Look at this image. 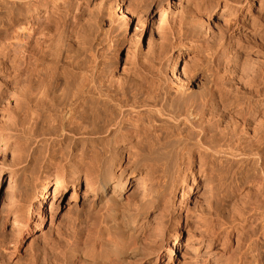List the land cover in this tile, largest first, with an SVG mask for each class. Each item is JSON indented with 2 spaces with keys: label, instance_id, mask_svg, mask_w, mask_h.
Instances as JSON below:
<instances>
[{
  "label": "rangeland",
  "instance_id": "obj_1",
  "mask_svg": "<svg viewBox=\"0 0 264 264\" xmlns=\"http://www.w3.org/2000/svg\"><path fill=\"white\" fill-rule=\"evenodd\" d=\"M193 2L194 0H67L63 4L64 7L62 6L56 11L58 13L50 14L42 6L38 12H27L25 8L22 12L18 11L15 8L16 0H9L0 5V87L6 90L5 95L0 97L2 98L0 100L5 102L4 104L2 101L3 103L0 104L2 105L0 107V135H4V137L0 136V264H51L54 258L50 255L51 247L47 235L57 237V246L62 244V247H69L72 243H79L83 246L82 242H84V246L91 245L85 241L86 239L88 242L93 241L94 232L96 235L98 234L95 229L100 228L98 223L103 217L101 216L103 211L98 206L89 203L91 194L85 193L84 183L78 189L80 196L75 205L73 204L70 208L67 203L70 193L73 191L71 184L62 194L57 193L54 199L50 194L53 186L48 187L45 206L52 202L51 217H53L50 224V216L47 214L45 223H42L41 231L45 232V239L42 238L44 237L42 235L36 239L33 238L36 233L38 234V231L35 227V218L30 219L28 216L35 210L36 203L42 195V183L46 181L44 177L49 163L64 164L66 173L68 176H72L70 168L77 164L74 161L86 160L91 152L95 151L97 147L100 148V144L106 145L105 143H112L114 146L107 144L109 152L111 151L108 153L110 159L109 155L107 158L108 160L114 159V165L136 168L137 170L139 168V171L129 178L126 191L130 200L133 199L130 209H134V212L139 209L136 207L137 196L131 195V191L137 183V178L144 181L146 187L153 180V184H150L154 192L151 195L153 197H150L152 199L151 206L141 214L146 221L142 224L143 229L139 230V236L144 238L149 233H158L159 236L156 234V238L153 234H150L152 235L150 237L159 241V244L155 245V240L152 239L149 242L144 240L147 243H142L143 248L139 252L140 255L136 254V257L134 256L126 262L127 264H252V262L256 264L261 260L262 262L259 264H264V249L262 250L264 248V239L262 238L264 234V105L262 106L259 101L264 99V96L261 95L264 93L261 87V82L264 80V38L262 37L263 40H261V36L253 34V30L259 24L264 29V0H251L244 5L240 10L241 14L243 13L242 22L228 32L232 35H230L231 37L234 36L233 38H229L226 33L221 39V41L225 39L224 42L221 43L218 38L217 43H220L218 47L215 43L217 37H214L215 39L212 37V41L208 40L210 37L207 39L212 44H216H213L214 46L211 44V49L217 48L218 50L215 49L216 51L210 53L209 56L213 57L209 58L208 56L212 61L216 53L217 58L215 57L211 63H208L207 68L212 71V77L218 86L220 84L223 86L220 96L217 86L213 87L217 92H215L216 97H219L216 103L213 100V104L211 100L212 105L210 106L209 101H206L205 104V101L202 102L204 99H200V102L202 109L204 108L203 117L208 118L206 119L207 123H203L204 127L211 130L207 131L209 134L215 135L216 140L219 138L217 142L221 143L222 150L216 153L217 155L221 153L219 156L208 155L209 157H206L208 160L203 159V161H198V159L195 161L194 158L188 168L184 166L183 171L180 172L181 175L176 173L172 176V173H165L162 170L164 160L159 158L161 157L160 153L169 149L170 142L184 136L187 131H191L192 134V131L198 129L194 131L195 134L204 135L202 130L197 128L198 126L195 125L190 129L189 125L184 123H181L183 126L176 125L167 117H157L155 114L150 116V113H146V116L143 114L146 119L142 116V121H138L139 125L133 133L137 136L130 138L127 136V131L131 129L128 128L118 133L115 132L114 126L108 125L109 112L116 110L114 106H111L112 104L109 106L107 117L103 116L107 118L108 126L104 125L106 123H103L105 122L103 117H100L103 118L102 120L98 118L100 105L105 101L97 95H94L93 101L85 104V107L76 102L74 106H77L75 107L77 109H75L70 104L74 101L69 97L70 80L77 82L81 72L82 74H90L92 71L104 72L106 75L117 78L116 80L121 81V84H134L136 71L141 70L142 65L150 60L152 57L150 54L158 44L163 6L169 4L170 8L165 10L168 18L167 23L170 21L174 27L185 26L182 23H185L188 20L186 18L195 13L194 10L196 11L197 7L204 17V20L202 19L204 22L196 25V27H200L198 30L207 25L216 26L222 12L223 0H199L197 6L193 5ZM118 3L121 4L120 10L122 9L125 14L124 20H117L114 15L115 11H119ZM206 5L210 8L207 16L202 12ZM250 15L255 17L254 20ZM20 24L23 28L22 31H20ZM24 25L27 27L25 28ZM33 26L36 33L34 32L32 39L27 38L28 32L33 33ZM28 28H32V30L28 31L30 30ZM17 32H26V37L24 35L20 38L25 40V43L26 41L31 42V44L24 45L25 47L22 46L23 50L30 49V55L25 51L22 52L20 47L19 49L13 47L15 51L9 50L12 43L16 42V39L13 38H16ZM226 45L227 47L223 48ZM218 56L220 57L218 58ZM181 63L183 62L181 61L178 65ZM256 65L260 68L259 70L256 69ZM253 69L258 71L256 75L252 73ZM187 75L189 77L188 73ZM254 76L258 80V84L251 83ZM71 77L73 78L71 79ZM206 81L203 77L198 76L195 84L199 86ZM253 86H257L256 88L261 93L256 91L253 96L252 93L255 90ZM256 94L259 96L257 97ZM7 100L8 105H6ZM70 105L71 107H69ZM184 105L181 103L178 105L176 108V110L180 109L178 113L185 114L186 105L185 107ZM67 108L85 111L84 115H87L84 120L86 123L82 122L83 126L73 133L66 131L64 126L67 122L65 119ZM82 108L85 109L82 110ZM35 117L36 123L32 122ZM151 117L154 120H151ZM204 118L201 119L205 121ZM207 120H210L209 123ZM103 126L106 128L104 129ZM109 126L110 128H108ZM165 127L169 128L168 132ZM97 128H101V130ZM81 129H83V133ZM153 129H156V133ZM160 129L163 133L162 131L158 133ZM114 133L118 135L117 142H114L112 137ZM164 133L167 135L170 133L169 137L166 136L169 139L161 140L159 138L158 145H156L154 141L158 140L155 139L156 135ZM190 133L188 134L190 135ZM150 142L154 143L156 150L153 149V151L156 154L159 153L158 156L149 153L147 148L151 144ZM166 142L169 145L166 146ZM15 143L19 145L17 146L20 154L13 153L12 146ZM239 144L241 145L239 146ZM110 148L112 149L110 150ZM147 168L153 171H151L152 174L148 180L143 176ZM184 173L185 177L183 178ZM192 176H194L193 182ZM258 180L263 181L259 183ZM96 208H98L97 211ZM99 209L100 211H98ZM168 210L171 211L169 216L166 212ZM252 217H256L259 222L257 223L256 218L252 220ZM15 218L20 219L19 233L16 232ZM157 219L160 222L162 220L165 222V228L160 229V232L158 227H154V223H158ZM97 226L98 228H96ZM174 230L178 231V237L174 243L176 248L173 249L172 260L169 261V254L165 252V244L170 246L173 243ZM89 233L92 234L89 235ZM87 234L88 238H86ZM253 239L257 240L256 245L253 244L255 242ZM141 240L143 242V239ZM158 250L162 251L159 256L157 255ZM250 250L259 251L258 255ZM251 257L255 258L256 262ZM72 258L62 264L70 262V264H88L84 261L79 263L80 260ZM115 261L109 259V263L106 262V264H121Z\"/></svg>",
  "mask_w": 264,
  "mask_h": 264
},
{
  "label": "bare ground",
  "instance_id": "obj_2",
  "mask_svg": "<svg viewBox=\"0 0 264 264\" xmlns=\"http://www.w3.org/2000/svg\"><path fill=\"white\" fill-rule=\"evenodd\" d=\"M7 1H9V0H0V5H2V3L4 4V2H7ZM66 1L67 0H16L17 6L15 8H17V10L21 11V12L25 9L27 12H30V11L38 12L40 9V6H42L50 14V13H54L57 10H59V8L62 7ZM198 1L194 0L193 5L197 6L196 4ZM250 1L251 0H223V8H222L220 18L217 22V25L214 27H211L210 25L206 24L207 26L205 28L202 29V27H201V29H199V30H198V28H200V27H196L197 23L200 24V23L204 22L203 21L204 17L199 12V7H197L196 11L194 10L195 13L191 14L189 18H186L188 20H186L185 23H182L185 26H181L179 24L180 27L178 26L179 27L178 28V27H174V25L172 26V24H170V21L167 23L168 18H167V13L165 10L169 9L170 6H169V4H167L165 7L163 6L161 8L162 9L161 17H160L161 18V26H160L161 31H160L158 44L156 45V48L154 50H152L153 53L150 54V55H152L150 60L147 61V63L145 62L146 64L142 65V67L140 66L141 68L139 67L141 70L136 71L135 81L133 80L134 84H132V83H131L132 85L128 84L129 86L121 84L122 82L116 80L117 78L115 79V77H113L112 75H108V74L106 75V74H104V72H93L92 69H91L92 72L90 74H82V72H81V75L79 76L77 82L70 80L69 97L71 98V100L75 101V102L72 101V103H70V104L72 106H74V104L76 102H78L79 104L80 103L83 104V107H85V104L92 102L94 99V95H97V97H100L103 101H105L104 103H102L100 105V108H99L100 112H98L99 113L98 118L103 117V116L107 117L106 114L110 110L109 109L110 104H112L111 106H114L115 107L114 109H116L114 112H112V110L109 112L108 117H107L108 119L104 118V117H103L104 119L102 118L103 121H105V122H103V121H101V122L106 123L107 122L106 119H107L109 121V124L106 123L104 125L114 126L116 128L115 129L116 131L113 129V132L115 131V132L120 133L122 130H125L128 128L131 129V130L127 131V136H129L130 138L137 136L136 134L133 135V133L136 131V129L139 125L138 121L139 120L142 121L141 120L142 116H143V114L146 116V113H150V116H153L155 114V115H157V117L158 116L167 117L168 119L172 120L173 123L175 122L176 125L180 124L181 126H183L181 123H184L186 125H189L190 127L188 126V128H190V129H191V127H193L195 125L198 126L197 128H199L200 131L202 130L204 135H202V134L196 135V134H200V133L195 134V132H194L198 129L192 131L194 133V135H192L193 133L191 134L190 133L191 131L189 130L190 132L187 131L184 136L180 137L179 139L178 138L175 139L176 140V141L174 140L175 142L174 141L170 142V140H169V142H170V146L168 147L169 149L166 148L167 150L164 153H162L159 150L161 152L160 153L161 157H159V158H162L164 160V164H163L164 166L162 165L163 166L162 170L165 173H169V172L172 173V176L176 173H177V175H181L180 172L183 171L184 166H186L188 168L190 166L191 162L194 160V158H195V161H196V159H198V161H201V160L203 161V159H207L206 157H209L208 155L211 156L213 154L215 156L216 153H218V152H220V150H222L221 146H220L221 143L217 142L219 140V138H218V140H216L215 135H213L211 133L209 134V132L211 130L209 131L208 129H206L204 127L203 123H207L206 119H208V118L205 119L203 117L204 116V111H203L204 108L202 109V103L200 102L202 99H204V100H202V102L205 101V104H206V101H209L211 103V100H212V103H213V100H215L214 103H216L218 98H219V97H216V93L218 92V94L220 96L221 88L223 86V85L220 86L221 84L218 86V83L212 77V74H213L212 71L209 68H207L208 63H211L213 61V59L217 56L216 53L214 52L215 57L212 59V61L209 60V58L213 57V56H211V57L209 56L210 53H212L215 49L217 50V48H215L214 50L211 49L212 43L210 41H212L213 39H215L217 37L215 39L216 40L215 43L217 44V47H218L219 46L218 44H220V43H217L218 38H220L219 41H221V39L224 38L223 35L228 33L229 30H233V27L235 28V26H238L242 22V18H243L242 14L243 13L241 14L240 10H242L244 5L248 4ZM120 6H121V4L118 3L117 7H118L119 11H115L114 15H115L117 20H119V19L124 20V18H126V17H124L125 14L123 13V10L122 9L120 10ZM23 8H25V9H23ZM6 9H7V7H6ZM209 10H210V8H208L206 5L205 7H203L202 12L205 13V15H206L207 12H209ZM56 13H58V12H56ZM44 18H45V16H44ZM251 18H252V20H254L253 18H255V17L251 16ZM35 19L37 20L38 18H35ZM205 20H206V18H205ZM43 23H44V21H43ZM126 23H128V22L126 21ZM162 25H165V26H162ZM259 25H257L256 26L257 28H255L253 30V34L258 35V37L261 36V38L262 37L264 38V29H263V27H261ZM20 27H21L20 31H22V29H23L22 25ZM24 27H25V25H24ZM26 27H27V25H26ZM32 28H33V33L28 32V31H31ZM32 28L31 29L28 28L30 30L27 31L28 32L26 34L27 38L32 39V37L36 33L35 32L36 29H34V26ZM17 30L19 31V29H17ZM24 31H26V30L24 29ZM23 33L17 32V35L15 36L16 38H13L14 40L16 39L15 40L16 42L12 43L11 49H9V50L15 51V49H17V48L19 49V47H20L22 49V52L25 51V53L30 55V53H31L30 49H28V50L24 49L23 50V48H22V46H24L26 44H31V42L29 43L26 41V43H25L24 42L25 40L24 41H23V39L21 40L20 37L24 36L26 32L24 34ZM26 35L24 37H26ZM228 35H229V38L234 37V36L231 37L232 35L230 33H228ZM209 37H210V39H208ZM212 37H213V39L211 40ZM263 38L261 40H263ZM207 39L210 41H207ZM224 40H222L221 43L224 42ZM227 40H229V39H227ZM229 41H231V40H229ZM215 43H213V44L216 45ZM227 43H228V41L226 42V44ZM8 45H9V43H8ZM6 47L8 48V46H6ZM225 47H227V45L223 46V48H225ZM221 48H222V46H221ZM220 53H222V52H220ZM185 55H187V56L185 57ZM218 55H219V53H218ZM208 56H209V58H208ZM184 57H185V59L186 58L187 59L185 60ZM219 57L220 56H218V58ZM181 61L183 63H181V65H178ZM259 62H260V60H259ZM16 66H17V64H16ZM258 66L256 69L259 70L260 66L259 67ZM99 70H100V68H99ZM247 70H249V69H247ZM257 72H258L257 70L253 69L252 73H254L256 75ZM187 73L189 74V77H188ZM186 75H187V77H186ZM198 76L203 77L208 82L206 81L205 83H202L201 85L199 84V86H197L195 84V80L197 83V77ZM72 78L73 77H71V79ZM252 79H251L252 80L251 83L252 82H253V84L259 83L258 80L255 78V76ZM263 79H264V77H263ZM231 81H233V80H231ZM215 82H216V84H215ZM199 83H200V81H199ZM261 84H262L261 87L264 91V80L261 82ZM216 86L218 89L217 92L213 89V87H216ZM256 87H254L255 90L252 93L253 96H255L256 91L257 92L260 91ZM250 91H252V90H250ZM4 92H6V90L1 89V87H0V97L5 95ZM260 93H261V91H260ZM256 95H257V97L259 96L258 94H256ZM261 95L264 96V93H262ZM248 98H249V96L247 97V99ZM0 99H2V98H0ZM7 99H10V98H7ZM5 100H6V97H5ZM263 100H264L263 98L259 100L262 106L264 105ZM2 101L4 102V100H2ZM2 101L0 100V104L3 103ZM6 102H7L6 105H8V103H9L8 100ZM247 102H248V100H247ZM108 103H109V105H108ZM180 103L186 105L185 114L181 111L180 112L183 114L178 113L180 110L179 108H178L179 110H176V108L178 107V105ZM212 103L210 104V106L212 105ZM4 104H5V102H4ZM205 104L203 103V105H205ZM71 105L69 107H71ZM185 105H184V107H185ZM181 106H183V105H181ZM0 107H2V105H0ZM6 107H8V106H6ZM75 107H77V106H74V108ZM74 108H67L66 109L67 111L65 112V119H67V122L64 125L66 129L65 128L64 129L66 131H71L72 133L76 132L77 130L80 129V127L83 126V125H81L82 122L86 123V121L84 122V120L87 117L86 114H85L86 116L84 115L85 111L77 110L78 111L77 112V111H75V109H77V108H75V109ZM83 109H85V108H82V110ZM143 110H145V111H143ZM151 113H152V115H151ZM216 113H218V112H216ZM262 113H263V111H262ZM211 117L213 118V116H211ZM201 118H204L205 121ZM32 120L31 121L34 123L37 122L36 117H35V119H32ZM151 120H154V119L152 118ZM207 121L209 123L210 120H207ZM145 125H148V124L145 123ZM100 126L102 127V123ZM106 126H103V128L105 129ZM110 126L108 128H110ZM150 126H152V125H150ZM209 126H211V125H209ZM236 126H237V124H236ZM243 126H244V124H243ZM84 127H86V126H84ZM84 127H83V129L86 130V128H84ZM157 128H158V126L156 127V129ZM177 128H178V126H177ZM83 129H81L82 133H83ZM97 129L101 130V128H97ZM104 129H103V133H104ZM150 129H152V128L150 127ZM168 129H167V132H168ZM232 129H233V127H232ZM155 130L153 129V131L156 133ZM161 131H162V129H160V132H158V133H161ZM197 132H199V131H197ZM162 133H163V131H162ZM165 133L163 135H160V134L156 135L157 138H155V139H158L157 141L154 140L156 142L155 143L156 145H158L157 142L159 141V138H161V140H162V139L169 137L168 135L170 133L168 135ZM188 133H190V135ZM24 134H26V133H24ZM114 134L112 135V137L114 139V142H117L116 137L118 135H116V134L114 135ZM137 134H138V132H137ZM0 136L4 137V135H0ZM166 136H168V137H166ZM109 138H110V136H109ZM173 138H175V137H173ZM168 139H166V140H168ZM256 139H257V136H256ZM166 140H164V141H166ZM164 141H163V143H164ZM167 142H166V146L169 145V143L167 144ZM163 143H162V145H164ZM105 144L106 145L100 144V148L97 147V149H95V151L91 152L89 154V158H87L86 160L82 159V160L74 161V163L76 162L77 164L74 165L72 168H70V170H72V176H68V174L66 173V169H65L64 164L62 165V164H58L57 162H51L47 165V171L45 172V177H44L46 181H45V183H42L43 184V187L41 189L42 195L40 196V200H38V202L36 203L35 210L33 211V213L30 216H28V218H30V219L35 218L36 226H35V224H34V226L36 227V231H38V234L36 233V236L33 237L34 239H36L37 237H39L41 235L44 236L42 238H44V239L46 238L45 232L41 231V227H42V223H45V218H46L47 214L50 216V218H49L50 224L52 223V217H53V216L51 217V215L53 213L52 209H51V207L53 206L52 202L49 203L47 206H45V203L47 202L45 200V198H47L49 186H53L52 192L50 193V194H52L53 199L55 198L57 193L60 192V194H62V192L66 189V187L68 185L71 184L73 186V191L70 193L69 200L67 203V205H69V208H70V206H72L73 204L75 205L76 200L80 196V191H78V189H80L82 187V183H84L85 193L87 192V193L91 194V199H89L90 200L89 203L90 204L92 203V205L98 206V208L102 209V211H103V213L101 211L102 215L99 212L100 215L103 216V217H101L102 218L100 220L101 222L99 221V223H98V226L100 228L95 229V230H97L98 234L96 235V232H94V235H92V236H94V238L90 236V238L94 239L93 241H90L91 243L88 242L87 239L85 241L88 244H91L89 246L88 245L84 246L85 245L84 242H82L83 246L80 245L79 243L75 242L76 244L72 243V245H69V247L63 246L64 247L63 248L62 244L57 246L58 243H57V237L56 236L52 237V235H47V233H46L48 243H50V247H51L50 255H52V257L54 258V260L52 261L51 264H62V263H65L66 260H67L66 262H68V259H70V258L73 259L72 257H74L76 260H80V261H78L79 263H82L84 261L88 264H99V263L100 264H104V263L106 264V262H108L109 259H114V260H116L115 262H120L121 264L122 263L127 264L126 262H128V261H130V259L134 258V256L136 254H137V256L140 255L139 252L143 248L142 243L146 244L147 243V242H145L146 240H148V242H149V240L152 239L153 241L155 240L154 241L155 245L159 244V241L150 237V236H152L150 234H153V233H149L146 236L144 235L145 236L144 238L143 237L140 238L141 235L139 236V233H140L139 230L143 229L142 224L145 223V221H146V219L143 218L141 216V214L145 213L146 208H149L151 206L150 203H151L152 199L150 197H153L151 195H153V193H154L153 190L151 189V185L153 184V182H152L153 180L150 181L151 185L149 184L150 186L148 185V187H146V184L144 183V181L142 182L141 180H139L140 178H137L138 179L137 183L131 191V195L134 194V196H137L136 207H137V209H139V210H137V212L136 211L134 212L133 211L134 209L133 210L130 209L131 200H133V199L131 198V200H130V197H128V195H126V191H127L128 185H129V178L134 173H136V171H139V168L137 170L136 168L132 169V168H128L126 166L125 167H117L116 165H114L113 162L115 160L114 159L108 160V158H107V156L109 155L108 153L111 152V151L109 152V148H108L109 146L108 145L111 144L112 147H114V146L112 145V143H110V144L105 143ZM17 145H18L17 143L13 144V146H12L13 147L12 148L13 153L14 152L19 153V151H20L19 147H18L19 145L18 146ZM240 145L241 144H239V146ZM154 146L155 145L153 142L151 144H149V147L147 149H149L148 151L150 154L151 153L156 154V152L153 151V149L156 150ZM111 149L112 148H110V150ZM115 149H117V148H115ZM194 149H196V151H194ZM119 150H120V148H119ZM256 153H258V152L256 151ZM158 154H156V156H158ZM140 155H141V153H140ZM219 155H217V156H219ZM109 159H110V155H109ZM252 160H254V159H252ZM205 162H206V160H205ZM151 168L152 167L150 166V169ZM150 169L147 168V171L143 175L145 178H147V180H148V178H150V176L152 174L151 173L152 170H150ZM70 173H71V171H70ZM12 175L14 176L15 174H12ZM184 177H185V173L183 174V178ZM263 177H264V175H263ZM263 177H261V178L263 179ZM192 178H193L192 179V182H193L194 176H192ZM260 181H263V180H260ZM260 181H259V183H261ZM254 190H257V189H254ZM98 208H96V211ZM100 209L98 211H100ZM162 210L164 212V209H162ZM166 212L168 213V216L171 214V211L169 212V210ZM100 215H99V217H100ZM259 217H261V216H259ZM255 218L256 217H254L252 220H255ZM258 219H261V218H258ZM256 221H257V218H256ZM157 222L158 223L155 222L156 224L154 223V225H155L154 227L155 228L158 227L157 229L160 232V229L163 230L165 228V222H163V220H162V222H160V221H158V219H157ZM258 222L259 221H257V223ZM14 224L17 225L16 226L17 227L16 232L19 233L20 227H18V225L20 224V219L15 218ZM98 226L96 228H98ZM249 226H251V225L249 224ZM49 228L51 229V226ZM246 228H247V226H246ZM155 231H157V230H155ZM155 231H153V232H155ZM148 232H151V231H148ZM148 232H146V233H148ZM90 234H92V233H89V235ZM156 234H158V233H156ZM156 234H153L155 236V238H156ZM173 234H174L173 243L170 246L168 244H165L166 245L165 252L167 254H169V261L172 260V252H173L174 247L176 248V246H174V243L176 242V239L178 237V231L174 230ZM89 235L86 236V238H88ZM157 236H159V234ZM252 237H253V235H252ZM262 238L264 239V234H263ZM141 239H143V242ZM253 240L255 241V239H253ZM249 243H250V241H249ZM253 244L256 245L257 240ZM254 245H253V247H254ZM61 247H62V249H61ZM240 248H241V246H240ZM250 248H251V246H250ZM253 249L256 250V248H253ZM263 249L264 248H262V250ZM251 251L252 250H250V252ZM260 251H261V249H260ZM252 252H255L256 255H258L259 251H257V252L252 251ZM160 253H162V251L158 250L157 255L159 256ZM263 254H264V252H263ZM259 256H260V254H259ZM246 257H248V256H246ZM254 257H255V255H254ZM244 258H245V256H244ZM257 258H259V257H257ZM252 259H255V258H252ZM245 260H246V258H245ZM254 261L256 262V259ZM110 262H112V261H110ZM247 262H249V261H247ZM261 262H262V260H261ZM261 262H259V263H261ZM259 263H256V264H259ZM252 264H255V263L252 262Z\"/></svg>",
  "mask_w": 264,
  "mask_h": 264
}]
</instances>
